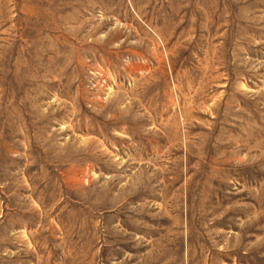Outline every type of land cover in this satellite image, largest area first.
<instances>
[{
    "label": "rangeland",
    "instance_id": "1",
    "mask_svg": "<svg viewBox=\"0 0 264 264\" xmlns=\"http://www.w3.org/2000/svg\"><path fill=\"white\" fill-rule=\"evenodd\" d=\"M0 264H264V0H0Z\"/></svg>",
    "mask_w": 264,
    "mask_h": 264
}]
</instances>
